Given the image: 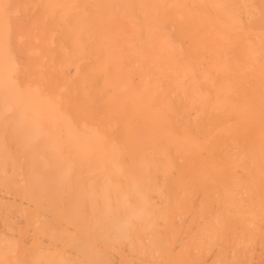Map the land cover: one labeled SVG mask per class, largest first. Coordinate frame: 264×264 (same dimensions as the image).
<instances>
[{
  "label": "bare ground",
  "instance_id": "bare-ground-1",
  "mask_svg": "<svg viewBox=\"0 0 264 264\" xmlns=\"http://www.w3.org/2000/svg\"><path fill=\"white\" fill-rule=\"evenodd\" d=\"M0 264H264V0H0Z\"/></svg>",
  "mask_w": 264,
  "mask_h": 264
}]
</instances>
